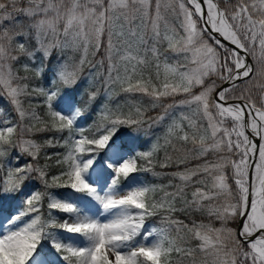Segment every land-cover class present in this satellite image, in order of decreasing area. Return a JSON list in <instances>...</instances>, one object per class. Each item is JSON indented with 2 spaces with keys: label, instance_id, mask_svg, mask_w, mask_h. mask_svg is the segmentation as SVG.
<instances>
[{
  "label": "snow or ice",
  "instance_id": "6c2138e0",
  "mask_svg": "<svg viewBox=\"0 0 264 264\" xmlns=\"http://www.w3.org/2000/svg\"><path fill=\"white\" fill-rule=\"evenodd\" d=\"M0 100V264H264V0H0ZM145 123L164 143L133 155ZM161 150L171 179L139 180Z\"/></svg>",
  "mask_w": 264,
  "mask_h": 264
},
{
  "label": "trees",
  "instance_id": "16d2710c",
  "mask_svg": "<svg viewBox=\"0 0 264 264\" xmlns=\"http://www.w3.org/2000/svg\"><path fill=\"white\" fill-rule=\"evenodd\" d=\"M73 56H74L75 61H78V58H79L78 54H73L71 51L66 52L64 58L68 59V57H73ZM57 58H58V53L54 52L53 56L51 58V63L48 65L49 68H51L56 63ZM99 58H100V56L98 55L95 59H99ZM68 62H69V64H71V63H73V60H68ZM17 67H19V66H17ZM105 67H106V65H105ZM87 72H88V68L86 66L85 70H84L85 76L87 75ZM25 74L26 73H24L23 70L20 71V75H25ZM29 75H32V74L29 73ZM50 76H51V73L49 72L48 77H50ZM32 82L34 84H40L43 82L44 86H48L47 80H42L40 78L34 77ZM89 87H90L89 80L86 78H82L79 86L74 91V99L76 100L78 106L82 107L87 102L88 97H87L86 89H88ZM91 90L97 91L99 94L97 96V100L93 103L92 110L90 112L86 111L85 118L82 122L84 125L91 124L93 122V120L96 119V109H98L100 107V105L104 104L107 100V97L105 94V89L102 85V81H97L94 85H92ZM117 93H119V88H116L113 91V99L111 101H108L109 105L111 107L115 108L116 104H121L120 111H122L124 113H128L130 110H132V106L124 103V100L126 98L125 94L117 95ZM134 99L140 100L142 107L148 106V98L147 97L141 98L140 96L137 95L136 97H134ZM177 99H179V97ZM41 100H42V98L35 97V98H33V103L34 104H40V107L37 108V111L39 114L43 115L44 107L41 103ZM0 107L8 108L10 106L7 105L6 101L0 100ZM159 111H160V109H155V110L149 109V111L147 112V115L148 116H155V115H157V113ZM128 131H130V130H128ZM164 133H165V125H157V126H154L152 128H149V127H147V123H145V125L143 126V130L135 138V140L132 144L133 151L131 154L134 155L136 151H148L150 146L152 145V143L157 140V137L161 138L160 143L163 144L164 143V141H163ZM53 135H59V134L51 133V132L37 133L33 138L36 139L38 142L42 143L44 139L51 137ZM177 146L179 147V144H177ZM187 147L190 148L191 144L187 145ZM63 151H64V149H62V148L44 149V151L42 152L41 157H40V164L43 165L44 163L47 162L50 165V168H49L50 174H57L59 171V169L55 166V161H56L57 157L53 154L57 153V152L62 153ZM167 151H168V154H170L174 157L177 155H180V153H178V152H173L170 147L167 149ZM44 153L51 155L52 159L50 161H46ZM209 158H211V157H209ZM152 160H153L152 171H141V172H138L137 174L141 177L142 181H144L147 184H156V185L164 184V185H166L168 183L169 179H171V177L166 175V174L173 171L176 168V164L173 162L170 165V167L161 168L160 165L163 163H166L165 152L163 150H161L157 154H155L152 157ZM145 163H146L145 161H140L141 165H145ZM193 163H196V161H193ZM153 173H159L160 175H154ZM174 183H178V181H174ZM37 186L39 187V185H37ZM66 190L67 189H53L52 191L62 193V192H65ZM168 190L171 191L172 189H168ZM191 191H192V189L189 188L188 189V198L189 199H191ZM161 195H162V193L159 191H157V193L155 194L157 199ZM182 206L183 205L180 202L177 203V207H182ZM174 215L176 218L184 220L185 223H190L192 218H194L198 222L199 221H204V223L209 222V218L206 215H203L199 212H191L190 210H189V212H179L178 211ZM150 220H152L158 224L161 223V217L160 216L152 217V218H150ZM213 223L219 224L218 221H213ZM171 235L173 237H175L177 235V233H171ZM193 243H194V241H193Z\"/></svg>",
  "mask_w": 264,
  "mask_h": 264
},
{
  "label": "rangeland",
  "instance_id": "374dc122",
  "mask_svg": "<svg viewBox=\"0 0 264 264\" xmlns=\"http://www.w3.org/2000/svg\"><path fill=\"white\" fill-rule=\"evenodd\" d=\"M77 54H78V53H77ZM78 56H79V54H78ZM89 59H92V57H89ZM78 60H79V58H78ZM105 65H106V64H105ZM147 127H148V124H147ZM135 175L137 176V178H138L139 180L142 181L141 177H140L137 173H136ZM143 182H144V181H143ZM144 183H145V182H144ZM66 191H68V189H67ZM66 191H65V192H66ZM150 223L155 224V225H157V226H162L161 223L158 224V223L153 222V221H150ZM213 225H214L215 227H220V224H214V223H213ZM172 233H176V232L173 230ZM194 243H195V242H194ZM196 259H197V261H199V260L201 259L199 253L197 254ZM185 264H191V261H190V260H186V261H185Z\"/></svg>",
  "mask_w": 264,
  "mask_h": 264
},
{
  "label": "water",
  "instance_id": "95a60500",
  "mask_svg": "<svg viewBox=\"0 0 264 264\" xmlns=\"http://www.w3.org/2000/svg\"><path fill=\"white\" fill-rule=\"evenodd\" d=\"M250 59V58H249Z\"/></svg>",
  "mask_w": 264,
  "mask_h": 264
}]
</instances>
